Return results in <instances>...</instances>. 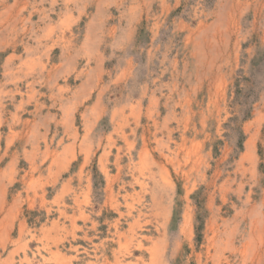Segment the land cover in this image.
Listing matches in <instances>:
<instances>
[{
  "label": "rangeland",
  "instance_id": "1",
  "mask_svg": "<svg viewBox=\"0 0 264 264\" xmlns=\"http://www.w3.org/2000/svg\"><path fill=\"white\" fill-rule=\"evenodd\" d=\"M0 264H264V0H0Z\"/></svg>",
  "mask_w": 264,
  "mask_h": 264
}]
</instances>
